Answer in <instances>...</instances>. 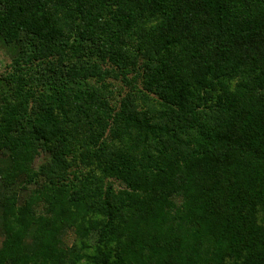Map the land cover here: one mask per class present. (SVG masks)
I'll return each instance as SVG.
<instances>
[{
    "label": "trees",
    "instance_id": "16d2710c",
    "mask_svg": "<svg viewBox=\"0 0 264 264\" xmlns=\"http://www.w3.org/2000/svg\"><path fill=\"white\" fill-rule=\"evenodd\" d=\"M0 43V264H264V0H0Z\"/></svg>",
    "mask_w": 264,
    "mask_h": 264
},
{
    "label": "rangeland",
    "instance_id": "374dc122",
    "mask_svg": "<svg viewBox=\"0 0 264 264\" xmlns=\"http://www.w3.org/2000/svg\"><path fill=\"white\" fill-rule=\"evenodd\" d=\"M10 59V51L3 47L0 43V72L4 69L5 65ZM43 155V154H42ZM42 155H37L32 162L33 168H37L39 164L43 161L44 157Z\"/></svg>",
    "mask_w": 264,
    "mask_h": 264
}]
</instances>
